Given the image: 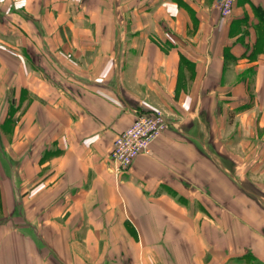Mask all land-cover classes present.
Wrapping results in <instances>:
<instances>
[{"label": "crops", "instance_id": "1", "mask_svg": "<svg viewBox=\"0 0 264 264\" xmlns=\"http://www.w3.org/2000/svg\"><path fill=\"white\" fill-rule=\"evenodd\" d=\"M0 264H264V0H0Z\"/></svg>", "mask_w": 264, "mask_h": 264}, {"label": "built area", "instance_id": "2", "mask_svg": "<svg viewBox=\"0 0 264 264\" xmlns=\"http://www.w3.org/2000/svg\"><path fill=\"white\" fill-rule=\"evenodd\" d=\"M235 2L236 0H218L222 17L231 15ZM170 124L169 119L158 111L139 114L134 122L115 138L109 171L118 177L127 172L140 155H150L152 143Z\"/></svg>", "mask_w": 264, "mask_h": 264}]
</instances>
